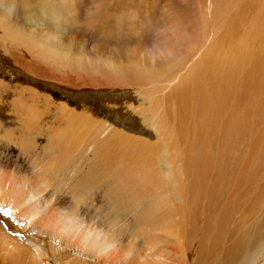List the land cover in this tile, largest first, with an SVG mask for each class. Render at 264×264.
Wrapping results in <instances>:
<instances>
[{
    "label": "rangeland",
    "instance_id": "obj_1",
    "mask_svg": "<svg viewBox=\"0 0 264 264\" xmlns=\"http://www.w3.org/2000/svg\"><path fill=\"white\" fill-rule=\"evenodd\" d=\"M6 1L9 3V6L11 5V11L8 14V18L0 19V48L9 50L8 47H11L9 43L11 44L14 37H21L25 31V27L28 26V28L31 27L32 29H34L33 27L36 28L35 23L30 22L31 18H28V16L34 17L35 13L39 11L40 7L34 8L35 6L47 5V7H45L48 8L46 9L48 15L47 21L49 20L50 22L48 21L49 25L47 23L42 25V29H44V32L48 30L49 33H51L50 31L53 29L52 34H59L64 44L67 43L68 45V43H70V45L66 47L69 49V52L71 51V54H69V59L71 61L70 67L67 68L65 72L67 75L61 73L58 75L59 69L54 74L52 68L42 63L39 64L37 68L41 72L40 77H33L25 70L6 67L2 65L4 60L2 64H0V83L7 87L5 97L9 99L7 101L2 98V94H0L3 100L11 102L10 99H12L11 97H14L13 95L15 94L14 89H19L25 93V96L27 95V100L25 99V101H28L29 98V101L32 99L34 100L36 99L35 97L41 94L40 105L36 112L38 116L36 115L35 118L33 116L32 125L29 124L31 126L28 125L24 128L21 126L19 118H16L17 109L11 108L9 104H2L3 107L0 108V138H2V134L7 135L9 133V136H5L7 138L6 141L0 140V172L10 174L14 181H17L15 180L17 177L18 179H22V176L25 177L24 175H27L29 179L32 175H37L42 171L41 168L35 167L36 162L33 161L36 154L35 151H37L38 147L36 149L32 148L36 145L40 146V142L44 144V141L40 140L38 143L28 138L30 136L25 133H30L29 130L31 131V129H34L31 133H62L60 131H64L63 133H65V130H68V132L70 130L65 128L66 125L68 128L72 126L74 128L72 133H85L89 141L87 142L92 146L91 152H95L97 149L95 147L97 146H99L98 149L100 151L102 150L101 152H104L105 159L103 160L101 158L96 172L99 173L104 170L103 167H106L108 169L106 171L108 174H117L120 170L122 173L124 171L128 178L133 176L132 178L138 179L140 174L150 169L154 182L157 179L165 177L163 173L165 169L160 167L162 160L159 157L164 151H169H167L169 153L167 158H169L171 165H177L178 170L176 173L178 174V180H183L186 179V173L183 172L186 167L191 164L192 157L198 156L194 155L195 146H198L200 149L203 147L204 156L207 158L205 159L207 162V168H205L207 170L205 173L208 177L204 173L205 169H203L198 178L207 180L208 182L205 181L207 183L211 181L212 185L216 184V189L221 196H232L231 229L234 238H237L240 233L244 231H247L245 232L247 236L252 235L255 222L264 216V0H245L246 2H242L243 4L241 3L243 0ZM233 5L234 9L231 10ZM55 11H58L56 14L58 16H51L52 13H56ZM39 15L42 16L43 14L39 13ZM205 17H208V19ZM214 17L216 18L214 19ZM57 20L61 21L58 22ZM203 21H205V23ZM54 22L57 24L62 23L60 28L54 26ZM228 32L230 33L228 34ZM203 35H205V37ZM202 37L206 38V40ZM5 43H8V47L5 46ZM106 55L108 57H106ZM151 56L154 62L152 66L146 64L141 65L142 60H146L148 57L151 58ZM203 56L204 59L202 60ZM115 58L117 61L120 60L121 62H117ZM102 61L114 63L123 73H121L123 76H119V78L116 79L112 77L106 78L108 79L106 80L107 83L109 82L112 85L120 84L124 88L127 87L128 89L139 90L142 92L143 96L147 93L151 94L152 98H147V102L144 103L145 105L142 104V102L138 104V102L143 101V98H139L136 102L138 105H134L133 107H136L139 111L141 108L145 111L152 109L155 116L158 114L156 116V120L158 117L157 122H160L156 128L158 129V139L156 138L157 136L155 137L156 139L154 138L150 129L153 123L149 124L148 121L146 123L135 116H129L127 113L124 114V112L123 115L119 114L115 107L108 106L105 103V98H103L102 94L86 91L87 93H81L80 96L79 93H76V91L72 89H65L66 85L67 87H74L81 83L83 79H88L89 85H94L96 82L102 81L103 76L100 72L93 73L90 71L91 62L103 64L104 62ZM71 63L74 64L72 65ZM70 68L73 69L71 70ZM185 69L188 72L185 71ZM181 70L182 72L179 73ZM203 70L205 72H203ZM62 71L65 70L62 69ZM77 71L79 74L76 73ZM217 71L219 72L217 73ZM207 72H209V74ZM50 73H53V76ZM81 73H83L82 78ZM203 74L212 78L208 76L205 78ZM172 75L173 77L178 75L179 79L176 83L166 86L167 83L165 79ZM26 76H29L27 77L28 79ZM202 76L206 79L205 81L204 78L202 79ZM50 77L52 80L55 79L53 81L49 80L51 79ZM62 77L63 80L61 79ZM68 77L74 81L68 82ZM180 78H182V80ZM94 79L95 81L93 82ZM193 80L194 82H192ZM214 81L219 82V84L217 83L218 85H216ZM220 81L227 86L225 90L228 91V94L225 90H221ZM12 84H15V87H13ZM72 84L75 85L73 86ZM198 84L201 88L203 85V89H206L204 88L205 85L207 88L209 87L208 89H210V86L214 87L215 93L208 90V93L211 95L210 99L212 100L208 101L207 96L206 102L210 103L208 105L206 102V105L204 102L199 103V99L196 97H190L191 99L188 98L180 102V94L182 92L180 87L182 86L188 91L192 89L194 91L198 88ZM36 91H38V93ZM216 93L218 94L216 95ZM112 95L114 96V94ZM109 96L111 95L107 93V97ZM80 97H83V100H81ZM82 102L84 103L81 104ZM115 103L118 104L117 102ZM181 103L186 105H179ZM145 111L144 115L146 114ZM53 113L59 115L61 119ZM64 113H68V115H64L65 117L62 116ZM48 114L50 115V117H48L49 119L45 116H49ZM56 118L60 121L58 119L56 121ZM163 118L166 121L163 122ZM52 123L55 124H53L55 129L53 126L49 127V124L52 125ZM56 125H62V127L59 128V126ZM56 127L59 128V131ZM162 130L165 132H161ZM68 132L66 131V133ZM94 133H97L96 136H98L92 135ZM10 134H14V136L20 138L21 141L23 140V144L21 142L23 146L14 148L12 146L14 144L8 141L14 138V136L11 137ZM88 137L91 138L89 139ZM121 138H125V141L123 139L121 140ZM95 139H98V141ZM99 139L101 141H99ZM107 140L108 142H106ZM164 140L166 141L164 142ZM31 141L32 143H30ZM122 141L128 144L127 148ZM24 142L27 143L26 146H24ZM104 142L107 144V147L105 146L106 144H102ZM135 142L140 143L136 145ZM146 142H148L147 146L150 147L149 149L147 146H144ZM103 145L107 149H110H106V151ZM157 145H159V147H157ZM120 146L122 147L120 148ZM188 146L192 148V151ZM22 147L25 148V150H23ZM145 147H147L146 151H149V155L142 153V150L143 152L145 151ZM20 148L22 149L20 150ZM44 148L45 145L42 149ZM117 148L118 150L122 149V153L118 151ZM126 149L129 150L124 151ZM153 151H157L156 154H154ZM137 152L140 154H137ZM142 155L144 157H149L148 162L147 158L144 159V157H142L143 159L141 160L138 159L141 158ZM38 156L40 157L41 155ZM111 157H113L114 160ZM130 157L132 158L129 159ZM133 157H135V159H133ZM116 160L119 162L117 163ZM133 163L136 164V166ZM132 164L135 166L134 168L133 166L131 167ZM140 164L144 166H140ZM32 165H34L33 168ZM137 165H139L140 169ZM219 165H222L223 171H225L223 175L217 171L219 170ZM136 167L140 170L138 171L139 174L135 169ZM143 167L144 169H141ZM155 167L157 169H155ZM130 168H132V170L135 169L136 172L135 170L132 171ZM111 169H114V171H109ZM187 170L191 174V178L195 179L197 176V174L195 175V168L187 167ZM179 171L181 172L179 173ZM131 172V176H129L130 174L127 175V173ZM134 172L139 176L136 175V177H134ZM57 179L58 178H46L41 181V183H38V186H41L45 191L41 194L46 193L45 197H47L49 201H51V196L53 195L50 191L57 187V185H55ZM38 186L34 185L37 191L40 190ZM258 189L263 191V199L253 197L257 195ZM36 190L34 189V193ZM87 193L91 196L92 202L89 207L83 205ZM87 193L84 192L83 198L79 195L77 201H70L68 198L63 200L58 199L55 204H59L60 213L55 214V212L51 210L48 214L54 221H58L57 225L60 227L64 226L61 224V221L68 224L69 221L73 219L75 223H78V227L81 228L88 224L92 230L100 228L104 230L109 229L110 223L112 224L110 216L113 215L109 207L110 204H108L104 195L102 198H97L93 190L91 191L89 187H87ZM91 194H93V197ZM36 195L39 196L40 193ZM59 196H62L60 191ZM77 204L78 209L75 214L76 218H74V206ZM145 205H147V201L138 207L139 214L144 213ZM101 206L100 212H97L96 210ZM257 209L259 210L257 211ZM8 219L16 222L13 211L11 210L8 212ZM119 219L123 220L124 218ZM132 219L133 218L128 217L129 221ZM121 220L114 225V234L121 230ZM94 222L96 226L95 224L93 225ZM17 225L27 236L30 235L31 238H35L37 231L35 229H30L31 224L28 218H22ZM112 230L113 228H110L108 231L112 232ZM93 235L94 231H91L90 237ZM49 238L47 241L53 246L56 253H63L64 257L68 256L69 260L79 259L91 262L95 260L82 252L80 248L67 246L68 244L62 242L57 236H49ZM251 250L253 254L255 249L252 248ZM247 252L245 255L241 252L235 261H238V264H248V262L254 258L251 257L252 255H249L251 254L250 252ZM243 255L245 256V263L242 260ZM63 261L67 260L63 259ZM235 264H237V262Z\"/></svg>",
    "mask_w": 264,
    "mask_h": 264
},
{
    "label": "bare ground",
    "instance_id": "obj_2",
    "mask_svg": "<svg viewBox=\"0 0 264 264\" xmlns=\"http://www.w3.org/2000/svg\"><path fill=\"white\" fill-rule=\"evenodd\" d=\"M242 2H246V1L243 0L241 1V3ZM37 7H40V8H39V11L35 13V16H39L40 18L35 17V16L34 17L28 16V18H31L30 22L35 23L36 28L35 27H33L34 29H32L31 27L28 28V26L26 25L27 27H25V31L23 32V35L21 37L20 36L14 37L11 44L9 43L11 47H8L7 46L8 43L7 44L5 43L6 44L5 46H7L9 50H5L6 48L5 49L0 48V64H2V61L4 60V63L2 65H5L6 67H10L11 69L16 68L19 70H25V71H28V73H30V75H32L33 77H36V76L40 77L41 72L39 71L37 66L42 63V64H45V66H49L50 68H52V70L54 71V74L59 69L58 75L60 73L67 75V73L65 72H66V69L70 67L71 60L69 59V54H71V51L69 52V49L66 46H69L70 43H68V45L67 43L64 44V42L61 41L59 34H55V33L52 34L53 29L52 31H50L51 33H49L48 30L47 32L43 31L44 29H42V25H45V23L48 24V21H49V20L47 21L48 15L46 13V9L48 8H45L47 7V5L46 6L45 5L35 6L34 8H37ZM232 9H234V5H233V8H231V10ZM10 11H11V5L9 6V3H7L6 0H0V19L8 18V14ZM55 12H56L55 14L50 12L52 13L51 16H58L56 15L58 11H55ZM39 13H42L43 15L40 16ZM215 18L216 17H214V19ZM206 19H208V17ZM57 21L60 22L61 20L60 21L57 20ZM203 22L205 23V21ZM34 23H33V26H34ZM61 24L55 23L54 26L60 28ZM229 33L230 32H228V34ZM203 36L205 37V35ZM204 40H206V38H204ZM106 57L108 56L106 55ZM117 58H118V55H117ZM203 59H204V56L202 57V60ZM68 60H69V63H68ZM115 60L117 61L116 58ZM97 61L101 62L100 60H97ZM102 62L104 63L97 64V62L96 63L91 62L90 64V69H91L90 71H92L93 73L100 72L101 75L103 76L102 81H99L98 83L96 82V84L94 85H89V82L87 81L88 79L86 80L83 79V81L79 83L78 85H75L76 83L74 84L75 86L72 84L74 87H67L66 85L65 89H72L76 91V93H79L80 96H81V93H85L86 91L96 92V94L97 93L102 94L103 98H105L104 99L105 103L108 106L115 107L116 110H118L119 114L123 115V112H124V114L127 113L129 114V116H132V117L135 116L139 120L144 121L146 123L147 121L149 124L153 123L150 126V129L155 138L158 135L157 134L158 129L156 128L160 124V122L159 123L157 122L158 117L156 120V116L158 114L155 116V113H153L154 111H152V109L145 111L141 108V110L139 111L136 107H133L134 105H138L141 102L142 104L147 102L146 101L147 98H152L151 94L147 93L143 96L142 92L139 90L128 89L127 87L124 88L120 84L112 85L109 82L107 83L106 80L108 79L106 78L112 77L116 79V78H119V76H123L122 75L123 73L119 67L114 65V63L112 62L107 63L106 61H102ZM117 62H121V61L118 60ZM141 62H142L141 65L146 64V65L152 66L154 64L152 56L151 58L148 57L146 58V60H142ZM62 69L65 71H62ZM182 70L179 71V73H181ZM185 71L187 70L185 69ZM203 72L205 71L203 70ZM218 72L219 71H217V73ZM76 73H78V71ZM207 73L209 74V72ZM50 74H52L53 76V73H50ZM82 74L83 73H81V78H82ZM203 76L206 78L208 75L203 74ZM203 76H202V79L204 78ZM27 77L29 76H26V78ZM63 77L61 78L62 80H63ZM205 78H204V81L206 80ZM178 79H179L178 75H176L175 77H173V75L171 77H167L165 79L167 83L166 86H170V84L176 83ZM180 79L182 80V78ZM49 80H52V78ZM194 80L192 82H194ZM67 81L72 82L74 80L68 77ZM94 81L95 79L93 80V82ZM214 83L216 85L219 84V82H216V81H214ZM214 83H211V84H214ZM199 84H198V88L200 89L197 88L198 89V90L196 89L197 91L196 90L193 91V89L191 91H188L187 89L181 86L180 90L182 92L180 94V100H181L180 102H183L184 100L190 97L191 98L196 97L199 99V103L204 102V104L207 100V96H208V101L212 100L210 99L211 95L208 93V90L215 93L214 87L210 86V89H208L209 87L207 88L205 85L204 88L206 89H203V85L201 84L202 85V88H201ZM12 85L13 87H15V84H12ZM6 88H7L6 86L0 83V94H2V98L4 99H6L5 97V94L7 91ZM220 88L222 91H224L225 89H227V86H225L223 82H221ZM14 91H15V94L13 93L14 97H11L12 98L10 99L11 102H7L9 99H6L7 101H5L0 97V108H2L3 107L2 104L5 103V104H9L11 108H15V110L17 109L16 118H19V122L21 123V126L24 128L32 123L33 116L34 118L36 117L37 115L36 112L38 111V106L40 105L39 102H40L41 94H39V96L36 95L37 97H35L36 99L34 100L32 99L31 101H29L30 100L29 98L28 101H25V99L27 98V95L25 96V93H23L19 89L18 90L14 89ZM36 92L38 93V91ZM107 93H109L111 96L107 97ZM226 93L228 94V91H226ZM112 94H114V96ZM217 94L218 93H216V95ZM50 96H51V93H50ZM82 98L81 100H83ZM139 98H143V101H140L137 104L136 102L139 100ZM110 100H113V101H110ZM114 100H118V101H114ZM115 102H117L118 104H116ZM83 103L84 102H82L81 104ZM209 103H207V105ZM183 104L184 103H181L179 105H183ZM144 111L146 112L147 115L146 114L144 115ZM64 115L67 116L68 113H64L62 116ZM45 116L47 119H49L48 117H50V115L49 116L45 115ZM55 116H59V115L56 114ZM58 118L61 119L60 116ZM58 118H56V121ZM164 121L166 120L164 119L163 122ZM53 124L54 123H52V125L49 124V127L53 126L55 129V126H54L55 124L54 125ZM163 124H162V127H163ZM56 126H59V125H56ZM60 127H62V125H60L59 128ZM59 128H58V131H59ZM65 128L70 129L69 132L68 130H65V133H63L64 131H60L62 133H57V132L56 133H53V132L52 133H35V132L31 133V131H34V129L33 130L31 129V131L29 130L30 133H25L26 135L30 136V137L28 136L27 137L30 138L34 142L39 143L40 140L44 141L43 142L44 144H41L40 142L39 143L40 146L39 145L37 146L35 144L36 146L32 148V149H36L38 147L37 151H35L36 154H35V158L33 161L36 162L35 167L41 168L42 171H40L39 173L37 172L38 173L37 175L36 174L32 175L33 177L29 176L30 178L28 179V176L23 174L25 177L22 176V179H18L17 177V179H15L17 181H14L13 177L10 174H7L6 172H0V264H42V263H47V264H105V263L106 264H114V263H117V264H235L236 262L238 264L239 262L235 261L237 259V256L241 252H243V254L245 255L247 251H249L251 253L249 255H252L251 257L254 258L251 261H249L248 264H264V216H262L260 219H258V221L255 222L254 227H253L255 231L253 230L252 235L249 234L250 236H247L245 233L247 231H244V232H241L237 238H234L233 231L231 229V221H232L231 203H233L232 196L230 195L221 196V194L218 193L216 189V184L212 185L211 181L210 183H207L208 182L207 180H201L198 178V176L201 175V171L207 168V162L205 160L207 158L204 156L203 147L201 148L202 149L201 150L198 146H195V148L193 146L194 155H198V156H195V157L193 156L191 160V164L187 166V167L195 168V175L197 174L195 179L191 178V174L189 173L186 167L185 171L183 172V173H186V179L178 180L179 179L178 174L176 173L178 170L177 165L176 164L171 165L169 158H167L169 151L166 149L168 151V152L166 151L167 153L165 151L163 153L162 151L163 154L160 155L158 153L160 156L157 155L162 160L161 164L160 163L159 164L161 165L160 167L165 169V171L163 172L165 177L162 179H157L154 182V179H152V171L149 168H148L149 170H146L145 172L140 174V177H138V179L132 178L133 177L131 176L132 172L127 173V175L130 174L129 175L131 176L130 178L126 176L124 171L122 173L120 170L118 171L117 174H114V173L108 174L106 172L108 170L106 167H103L104 170L100 171L99 173L96 172L98 169L97 166L100 163L101 158L103 160L105 159L104 152H101L102 150L100 151L98 149L99 146L95 147L97 148L95 152H91L92 146L88 143L89 141L87 140L85 133H82L83 135L72 133L74 129L72 126L68 128L66 125ZM71 128H72V131H71ZM66 131L68 133H66ZM161 132H165V131L162 130ZM96 134L94 133L92 135L96 136ZM10 135L11 137L14 136V134H10ZM5 136H9V133L7 135L2 134L1 136L2 138H0V140L6 141L7 138ZM158 136L156 137L157 139H158ZM88 138L90 139L91 137H88ZM125 138H121V140L122 139L124 140ZM95 140L98 141V139H95ZM101 140L99 139V141ZM8 141L9 143L14 144L12 145L14 148L23 146L21 145V142L23 144V140L21 141V139L16 136H14L13 139L8 140ZM32 141L30 143H32ZM124 141L122 142L123 144L126 145V148H127L128 144L125 143ZM165 141L166 140H164V142ZM106 142H108V140ZM135 143L137 145V143H140V142H135ZM26 144L27 143H25L24 146H26ZM102 144H106V143L104 142ZM147 144L148 142H146L144 146H147ZM44 145H45V148L42 149ZM105 146L107 147V144ZM106 147H105V150L107 149ZM121 147L122 146H120V148ZM147 147L148 149L150 148L149 146ZM147 147H145L144 152L142 150V153H146V154L149 153V151H146ZM157 147H159V145H157ZM22 148H20V150ZM189 148L192 151V148L191 147ZM109 149L110 148H108L107 150ZM23 150H25V148H23ZM121 150H118V151H121ZM127 150L129 149H126L124 151H127ZM139 152H137V154ZM156 152L157 151H155L154 154H156ZM38 155H41V156L39 157ZM113 157L111 158L114 160ZM142 157L144 156L142 155L141 158H138V159L141 160L143 159ZM131 158L132 157H130L129 159ZM146 158L148 162L149 157H144V159ZM133 159H135V157H133ZM116 162L118 163L119 161L116 160ZM133 164L131 165V167L133 166L134 168L136 164H134L135 166ZM116 165H119V164H116ZM142 165L140 164V166ZM137 166L139 167V165ZM33 167L34 165H32V168ZM138 167L135 168L137 170V173L138 171H140L137 169ZM130 169L132 170V168ZM135 169H133L132 171H134ZM141 169H144V167ZM155 169L157 168L155 167ZM218 169L219 170L217 171H219V173H222L223 175L225 171H223L222 165H219ZM206 170L207 169L204 170V173L206 172ZM109 171H114V169H111ZM180 172L181 171H179V173ZM136 175L137 174L135 173L134 177H136ZM46 178H50V179L58 178L55 182V185H57V187L50 191L53 194L51 196V201H49L47 197H45L46 193L41 194L45 191L41 186H38V183H41V181L45 180ZM204 178L207 179L206 177ZM34 185L40 187L38 188L40 190L37 191ZM87 187H89V189L91 188V191L93 190L94 195H96L97 198L98 197L102 198L104 195L106 200L108 201V204H110L109 207L113 215L110 216V218L112 219V224L110 223L109 229L113 228L112 232L108 231L109 229L104 230L102 228L92 230V228L88 224H86L85 227L81 228V227H78V223H75L73 219H71L68 224L63 223L61 221V224H63L64 226L60 227L57 225L58 221H54L52 217L48 214L49 211L51 210H53L55 214L60 213V210H59L60 208L58 206L59 204L58 205L55 204V202L58 199L63 200V199L68 198L70 201L71 200L77 201V198H79V195L83 198L84 192L87 193ZM95 188H96V192H95ZM34 189L36 190L35 193H34ZM261 189H258L257 195H254L253 197L263 199V191ZM59 191L61 192V195H62L61 197L59 196ZM39 193L40 195L37 196L36 194H39ZM56 195H57V199H56ZM91 195L93 197V194ZM90 197L91 196H89L87 193L85 200L83 202L84 203L83 205H86L87 207L91 206L90 203L92 202H91ZM146 201H147V205H145L144 207V213L139 214L138 207H140V205H142ZM74 208H75L74 218H76L75 214L78 209V204L74 206ZM101 208L102 206L99 207L96 211L100 212ZM10 210L13 211V216L16 222H13L12 220L8 219V212ZM258 210L259 209H257V211ZM128 217L133 218V219L129 221ZM22 218H25V219L28 218L30 220V224H31L30 229H35L37 231V233L35 234V238H31L30 235L27 236V234L24 233V231H22V229L17 225L18 222H20ZM119 218H124V219L121 220ZM120 220L122 221L121 230L114 234L113 233L114 225H116V223L119 222ZM94 224L96 226L95 222L93 223V225ZM91 231H94V235L92 237H90ZM49 236L50 237L57 236L62 242L68 244L67 246L80 248L82 252L86 253L93 260L94 259L95 260L92 262L87 261V260L82 261L79 259L69 260L68 256L64 257L63 253L61 252L56 253V250L47 241ZM252 248L255 249L253 254L251 250ZM244 255L242 257V260L245 263L246 261H244L245 260ZM63 259L67 261H63Z\"/></svg>",
    "mask_w": 264,
    "mask_h": 264
}]
</instances>
